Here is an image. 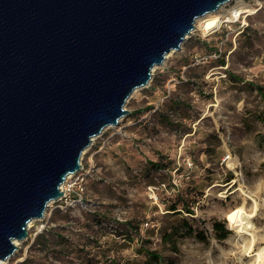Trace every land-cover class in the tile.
<instances>
[{"label":"rangeland","instance_id":"374dc122","mask_svg":"<svg viewBox=\"0 0 264 264\" xmlns=\"http://www.w3.org/2000/svg\"><path fill=\"white\" fill-rule=\"evenodd\" d=\"M244 1L257 12L194 31L132 94L129 114L93 140L70 181L85 204L52 203L6 264H129L144 259L142 241L173 264H264V96L254 87L264 90V0ZM241 206L246 231L225 218ZM183 217L195 234L171 250L162 235Z\"/></svg>","mask_w":264,"mask_h":264},{"label":"water","instance_id":"95a60500","mask_svg":"<svg viewBox=\"0 0 264 264\" xmlns=\"http://www.w3.org/2000/svg\"><path fill=\"white\" fill-rule=\"evenodd\" d=\"M232 1L0 0V262L154 67Z\"/></svg>","mask_w":264,"mask_h":264},{"label":"bare ground","instance_id":"6f19581e","mask_svg":"<svg viewBox=\"0 0 264 264\" xmlns=\"http://www.w3.org/2000/svg\"><path fill=\"white\" fill-rule=\"evenodd\" d=\"M231 3V2H230ZM226 4L220 7L219 10L210 12L200 18H198L195 22V28L192 31V33L196 30L202 31L204 35H207L211 33V31L218 29L223 23H234L239 21L242 17L247 18L248 16L255 14L257 12V9L250 3L244 1V0H236L235 4ZM246 23V20L244 21ZM191 33V34H192ZM175 53V51H170L166 55V59L164 63L161 65L165 66L168 58L172 56ZM159 66L154 67L153 71L154 72ZM138 91L136 89L133 93ZM114 127V126H110ZM116 127V126H115ZM96 138V137H95ZM95 138L93 140H95ZM92 140V141H93ZM87 151V149L83 152V154ZM73 175L68 176L67 180L71 179ZM61 189H64V184L62 185ZM53 202L49 203V206ZM243 210L244 207H238L235 208L228 213H226V220L229 222L231 227H237L239 231H246L249 228H252L253 225L249 223L248 217L243 216ZM46 217V214H45ZM34 221L32 220L28 224V230L32 227ZM15 244L18 246L20 245V241H16ZM264 256L263 254L259 253V257ZM9 260V259H8ZM8 260H3L0 263L1 264H6Z\"/></svg>","mask_w":264,"mask_h":264},{"label":"trees","instance_id":"16d2710c","mask_svg":"<svg viewBox=\"0 0 264 264\" xmlns=\"http://www.w3.org/2000/svg\"><path fill=\"white\" fill-rule=\"evenodd\" d=\"M224 63L225 62L222 61V65H224ZM228 74L231 76L230 77L231 79L239 81L238 77L231 75V73L229 72ZM254 87L256 88L257 91H259L261 96H264V90L262 87L256 86V85H254ZM152 166L155 168L162 169V166L160 165L159 162L152 163ZM183 209L189 214H194L193 211H191L190 207L186 205L185 203L183 205ZM169 210L172 211L173 214L182 215L181 212L178 211L177 205H173L172 207H170ZM214 228L217 234H220L217 237L220 240H224L228 238V236L231 234V230H229L225 226V223L216 222L214 224ZM194 234H195V231L192 225H190L188 220L185 217H183L179 225L172 226L169 231H166L162 235V243L165 246H168L169 249L176 250L175 248H176V242L178 238H181L183 236H193ZM196 236L199 237L198 234H196ZM199 238L202 240H205V237H199ZM137 253L143 256L144 259L142 261L131 262L129 264H173L170 261L167 262V259H165L163 254L159 252L158 250L147 248L146 245H144V241H142V245H140L139 248L137 249Z\"/></svg>","mask_w":264,"mask_h":264},{"label":"built area","instance_id":"2783aa9c","mask_svg":"<svg viewBox=\"0 0 264 264\" xmlns=\"http://www.w3.org/2000/svg\"><path fill=\"white\" fill-rule=\"evenodd\" d=\"M221 28H222V25L217 30H220ZM211 32L212 33L216 32V30L211 31ZM84 171L85 169H84V166L82 165V170L79 173L73 175L71 179H75L78 182L80 178L82 177L81 173H83ZM71 179L67 180L64 184V189H62V191L64 192L63 197L58 202H54L57 205V208H63V203L67 204V206L70 205V203H68L69 201L72 203V205L73 204H80V205L85 204L86 200H84V197L82 196L80 191L77 192L73 190L76 184H72V183L70 184ZM45 219L46 217H44L41 221H44Z\"/></svg>","mask_w":264,"mask_h":264}]
</instances>
